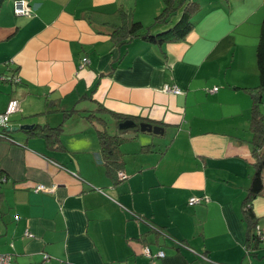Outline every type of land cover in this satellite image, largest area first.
<instances>
[{
    "label": "crops",
    "instance_id": "1",
    "mask_svg": "<svg viewBox=\"0 0 264 264\" xmlns=\"http://www.w3.org/2000/svg\"><path fill=\"white\" fill-rule=\"evenodd\" d=\"M28 1L31 17L14 14L11 0L0 6V113L17 101L0 128V253L12 264H264L250 256L263 242L245 248L240 209L253 174L243 88L259 81L264 0H192L200 8L191 30L161 43H114L107 33L120 10L143 24L161 0ZM166 83L181 92H165ZM113 114L160 121L157 135L172 131L187 162L158 168L163 150L154 145L163 141L116 133ZM49 127L60 129L51 136ZM101 128L120 137L125 178L106 173ZM37 183L56 187L36 192ZM192 195L209 200L190 205ZM252 209L264 235V188ZM144 244L164 256H144Z\"/></svg>",
    "mask_w": 264,
    "mask_h": 264
},
{
    "label": "trees",
    "instance_id": "2",
    "mask_svg": "<svg viewBox=\"0 0 264 264\" xmlns=\"http://www.w3.org/2000/svg\"><path fill=\"white\" fill-rule=\"evenodd\" d=\"M4 1L5 0H0V6ZM161 2V9L154 15L152 23L147 26H144L139 20L131 18V10H120L122 22L119 25L112 26L107 31L110 39L114 43H124L132 37H141L154 43L184 39L193 25L191 16L200 8V5L192 0H161ZM175 16L176 18L173 19ZM169 23H171V25L156 33L150 31L152 25ZM255 58L258 69V85L253 89L243 88L250 94L251 98L250 118L248 123L250 137L247 142L250 145V157L253 167L250 183L246 188V194L240 205L241 217L250 226V229L248 227L250 232L249 241L245 243L246 249H248V247H252L253 249L257 247L259 243L263 242L261 233L257 231L258 218H256L253 213L252 200L259 195L264 188V113L260 110V104L264 102V15L261 21L258 42L256 44ZM113 115L116 117L118 123L126 119H131L121 114ZM89 118H92L91 114H89ZM103 123L105 122L103 121L102 124ZM150 123H152V125L162 124L160 121H151ZM59 129V127H49L47 131L54 130V133L48 132L49 135L54 136ZM2 133H5L4 128ZM149 133L152 134L151 132ZM97 137L106 173L112 176L114 180H117V176L121 178L118 172H123L124 160L122 158L123 153L120 150V137L118 135L109 134L104 128L98 129ZM178 243H182V241Z\"/></svg>",
    "mask_w": 264,
    "mask_h": 264
},
{
    "label": "built area",
    "instance_id": "3",
    "mask_svg": "<svg viewBox=\"0 0 264 264\" xmlns=\"http://www.w3.org/2000/svg\"><path fill=\"white\" fill-rule=\"evenodd\" d=\"M13 10L16 14H20V15L30 16L34 13V8L26 0H13ZM86 63H88V59L86 57H83L81 61V65L84 66L86 65ZM162 89L165 92H170V93H180L181 92V89L176 84L166 83L163 85ZM217 89L218 87L214 86L212 89H209L208 91L213 92V91H216ZM16 109H17V101L13 100L9 103L6 110L3 113H0V128L4 127L7 124V122L9 121V114L16 111ZM118 175L121 178H125L126 176L123 172H118ZM55 187H56V184L47 186L42 183H37L32 187V190L36 192L41 191V190L50 191V190H54ZM204 200L208 201L209 198H207L205 195L204 196H191L188 199V203L191 205H194V204H199L203 202ZM25 234L29 235V232L25 230ZM262 238L264 239V235H262ZM142 251H143V254L147 256L148 258L162 257L164 255L162 250H159L156 253H152V251L150 250L148 246H144ZM44 257H47V255L45 254ZM0 264H12L11 255L8 253L0 254Z\"/></svg>",
    "mask_w": 264,
    "mask_h": 264
},
{
    "label": "rangeland",
    "instance_id": "4",
    "mask_svg": "<svg viewBox=\"0 0 264 264\" xmlns=\"http://www.w3.org/2000/svg\"><path fill=\"white\" fill-rule=\"evenodd\" d=\"M143 18L146 21L145 23H143L144 26H145V25H150L152 23L154 17L153 16L151 17L150 14L149 15L148 14L147 15L144 14L143 15ZM175 18H176V16L173 19H175ZM152 26H151V28H152ZM152 33H154V32H152ZM260 110H261V112L264 113V104L260 105ZM107 120L109 122H112L113 123V120H111V118L108 117ZM116 133H119L118 129H117V132ZM119 134H121V133H119ZM246 134H247V132L245 131L244 132V136ZM153 136H155V140L160 139V140L163 141L161 147H158L156 145V143L153 142V143H155L154 148H156V149L161 148V150H163L162 151L163 152L162 155H160V153L157 152L160 156H162V158H161L162 160L159 162L158 168H160L161 166H166V167L172 166L176 161H180V160L184 161L185 163L187 162V159H186L184 153L182 152V146H181L182 145V142L179 141L178 139L172 140V137H173L172 131H167V133H165V135H163V136L162 135H157V134H154ZM249 137H250V133H249ZM245 139H246V137H245ZM152 151L154 152L155 150H152ZM148 156H149V164L152 166L153 164H155V162L157 161V159L155 157V154H153V153H148ZM124 157L127 158L128 157V154L125 155ZM130 164L131 163H129L128 166H130ZM149 170H152V169L150 168V169H148V171ZM157 174H158V171H157ZM156 195L157 194H155V193H152L151 194L152 197H154ZM175 197H176V193L174 194L173 198H172V196H165L166 203H172V202L174 203V201H175L174 198ZM250 256L257 263L264 262V242L261 244V248L259 249V252L257 253V255H255V256L254 255H250ZM248 257L249 256H245L244 257V262H248V260H250V258H248Z\"/></svg>",
    "mask_w": 264,
    "mask_h": 264
},
{
    "label": "water",
    "instance_id": "5",
    "mask_svg": "<svg viewBox=\"0 0 264 264\" xmlns=\"http://www.w3.org/2000/svg\"><path fill=\"white\" fill-rule=\"evenodd\" d=\"M25 127L32 126L31 124L24 125ZM19 128H23V126H19ZM130 131H142V132H151L153 134H161L163 132V128L158 125H152L147 122H135L132 119H126L122 122L118 123V131L119 133H124Z\"/></svg>",
    "mask_w": 264,
    "mask_h": 264
},
{
    "label": "clouds",
    "instance_id": "6",
    "mask_svg": "<svg viewBox=\"0 0 264 264\" xmlns=\"http://www.w3.org/2000/svg\"><path fill=\"white\" fill-rule=\"evenodd\" d=\"M11 1H12V11H13L14 14H16V13L14 12V10H13V0H11ZM26 1L29 3L28 0H26ZM29 4L33 7V5H32L31 3H29ZM33 8H34V7H33ZM16 15H20V14H16ZM34 15H35V10H34V13H33L32 15H30V16H28V15H20V16H28V17H31V16H34ZM82 58H83V57H82ZM81 61H82V59H81ZM88 62H89V60H88ZM87 64H88V63H86V65H87ZM10 114H11V113H10ZM10 114H9V115H10ZM4 127H5V126H4ZM2 128H3V127H2ZM119 172H121V171H119ZM121 179H122V178H121ZM192 196H196V195H192ZM190 197H191V196H190ZM190 197H188V199H189ZM187 202H188V200H187ZM201 203H202V202H201ZM188 204H189V203H188ZM190 205H191V204H190ZM194 205H195V204H194ZM258 230H260V228H258L257 231H258ZM258 232H259V231H258ZM260 233H261V232H260ZM25 235H26V234H25ZM262 235H263V234H261V239H262L263 242H264V239L262 238ZM144 246H148V245H147V244H144L143 247H144ZM148 247H149V246H148ZM149 248H150V247H149ZM142 249H143V248H142ZM150 250H151V249H150ZM157 251H159V250H157ZM157 251H156V252H157ZM156 252H152V253H156ZM0 254H5V253H0ZM8 254H9V253H8ZM142 254H143V251H142ZM163 254H164V252H163ZM143 255H144V254H143ZM144 256H145V255H144ZM163 256H164V255H163ZM163 256H162V257H163ZM146 257H147V256H146ZM151 258H153V257H151Z\"/></svg>",
    "mask_w": 264,
    "mask_h": 264
}]
</instances>
